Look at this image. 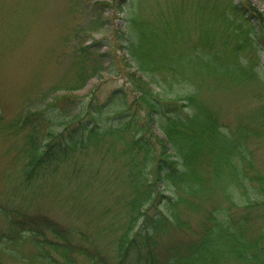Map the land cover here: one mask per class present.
Instances as JSON below:
<instances>
[{"label":"trees","instance_id":"trees-1","mask_svg":"<svg viewBox=\"0 0 264 264\" xmlns=\"http://www.w3.org/2000/svg\"><path fill=\"white\" fill-rule=\"evenodd\" d=\"M159 9L128 22L124 61L112 50L109 59L99 53L88 66L90 48H81L73 83L65 88L84 87L105 67L124 74L125 85L104 99L94 87L88 100L71 104L75 113L54 109L67 96H47L44 107L25 116L33 131L22 149V182L54 164L73 163L77 154L113 155L116 177L128 187L114 264H127L128 256L136 264H264V171L250 146L253 138L264 142V105L251 126L244 117L231 123L209 101L211 87L262 80L255 67L264 44V11L244 2L232 3L235 16L194 3ZM256 17L263 28L254 24ZM248 48L250 63L241 66ZM40 125L48 129L43 136ZM181 207L202 215L201 235L161 251L164 234L191 227ZM46 226L62 239L52 241L54 248L73 262L78 253L91 264H113L96 247L73 243L54 221ZM40 248L51 264H63Z\"/></svg>","mask_w":264,"mask_h":264},{"label":"rangeland","instance_id":"rangeland-1","mask_svg":"<svg viewBox=\"0 0 264 264\" xmlns=\"http://www.w3.org/2000/svg\"><path fill=\"white\" fill-rule=\"evenodd\" d=\"M242 2L252 10L264 11V0H0V248L3 249L0 264L52 263V258L40 254L34 241L17 244L20 236L12 235L13 227L16 224L23 228L25 222L43 233L44 247L63 264H91L78 253L73 262L64 256L61 247L54 248L52 241L60 239L46 227L51 221L58 222L73 243L96 247L111 263L118 262L120 231L117 228L126 219L121 198L128 187L116 177L117 160L113 155L77 154L73 163L54 164V168H47L30 183L24 184L23 175L20 177L25 161L22 149L33 131L32 125L23 121L36 108L45 106L47 96L49 100L53 96H67L54 109L60 111L65 107L67 112L75 113L78 109L70 110L71 104L77 103L78 97L88 100L94 87L104 99L113 88L125 85L124 74L105 67L101 76L90 77L85 87L65 88L73 83L74 62L80 57L81 48L86 47L85 52L90 48L88 66L96 63V54L109 59L106 53L112 50L124 61L126 53L121 45L128 22L159 14V8L165 7L161 13L168 12L183 3L199 4L210 12L223 11L235 16L232 3ZM253 21L263 28L258 17ZM198 36L195 35V40ZM251 37L257 41L256 36ZM257 51L255 70L261 81L255 79L235 87L210 89L209 101L231 123L244 117L251 126L255 125L264 105V44ZM251 53L249 48L242 53L241 66L250 63ZM47 130V126H39L41 136ZM253 139L250 146L264 171V142ZM181 216L190 219L191 227L164 234L159 241L161 251L173 242L200 237L202 215L181 207ZM127 264L136 263L128 256Z\"/></svg>","mask_w":264,"mask_h":264}]
</instances>
